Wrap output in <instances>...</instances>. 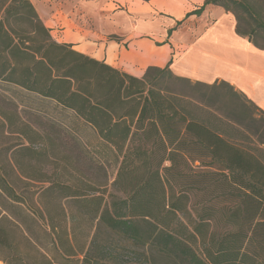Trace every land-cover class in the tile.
Instances as JSON below:
<instances>
[{"label":"trees","instance_id":"1","mask_svg":"<svg viewBox=\"0 0 264 264\" xmlns=\"http://www.w3.org/2000/svg\"><path fill=\"white\" fill-rule=\"evenodd\" d=\"M209 5L233 11L237 34L264 48V20L249 0H206L185 19ZM246 16L251 22L243 29ZM171 64L134 77L56 42L31 0H0V82L72 111L120 161L114 187L122 197L106 196L107 188L84 175L51 182L40 194V217L57 234L65 264L77 253L84 255L79 264L101 263L92 255L96 235L87 250L76 249L80 218L134 246L153 247L172 264H264V150L231 137L224 126L238 119L216 104L228 99L226 108L253 122L254 113L226 81L193 83L173 74ZM199 89L215 94L198 96ZM8 187L0 177V189L8 194ZM41 264L53 263L44 256Z\"/></svg>","mask_w":264,"mask_h":264},{"label":"rangeland","instance_id":"2","mask_svg":"<svg viewBox=\"0 0 264 264\" xmlns=\"http://www.w3.org/2000/svg\"><path fill=\"white\" fill-rule=\"evenodd\" d=\"M81 1L83 0H31L45 25L51 24L50 20L56 18L58 11H66L67 8L70 10L72 7L74 9L76 5H82ZM249 1L264 20V0ZM230 6L233 7L232 4ZM111 9V16L116 17L121 29H124L121 17L135 24L143 19L138 12L134 11L130 2L124 4L114 1ZM74 13V16L78 15L75 10ZM227 13L232 15L237 28L238 21L233 11ZM82 15L77 18L83 23L93 24V19ZM199 18L196 16L183 18L179 25L174 24L170 37L173 38L175 33L181 32L190 34L192 40L196 39L202 29L213 24V21L209 20L204 25L199 22ZM155 19L164 20L165 17L156 14L155 18L146 20L152 22L151 20ZM249 22L251 20L246 16L242 28L246 29ZM162 26L169 33L171 29ZM59 31H61L60 28ZM118 38L112 37L116 40ZM258 41L262 40L258 39ZM162 43L158 42V44ZM152 56L155 58L156 54L152 53ZM192 82L196 81L192 80ZM234 89L252 109L255 122L237 114L236 111L235 113L229 107L226 108L230 101L222 99L217 102V107H220L225 115H234L238 119L237 123H227L224 129L238 141L250 142L251 146L264 150V146L260 143L264 140V111L235 87ZM224 93L225 91L220 90L216 94ZM204 94L215 93L206 89H199L196 93L198 96ZM43 103L44 100L37 95L0 82L2 115H0V177H4L9 182L8 194H11L9 196L0 189V264H19L22 261L41 264L44 262V256L53 264H65L57 234H54L49 222L40 217V209L43 212V207L46 206L39 201V196L51 182H74L84 175L83 177L90 185L101 187V189L107 188L106 196L122 197L114 187L120 161L115 153L99 145L100 139L96 130L84 125L72 111L64 110L54 103ZM21 150L29 152L28 154L32 157L41 156V158L33 159L26 155L21 157L23 154L18 152ZM262 155L264 156V151ZM89 157L94 160V166L90 165ZM18 160L21 166L24 165L23 167L17 165ZM95 162L99 163L100 170L95 169L97 165ZM16 197H20L21 202L15 201ZM62 204L63 207L66 205L65 208H68L67 203ZM49 206L55 207L56 201L51 199ZM191 213L189 217L192 218L194 213ZM58 224V221L54 222V226L58 227ZM95 225L86 218L78 220V230L76 229L75 233L76 249L78 252L87 250L96 235L92 255L96 260L101 261L99 264H172L171 261L160 256L153 247L134 246L105 229H96ZM102 255L103 258H101ZM82 257L84 255L77 253L72 263L79 264L78 260Z\"/></svg>","mask_w":264,"mask_h":264},{"label":"crops","instance_id":"3","mask_svg":"<svg viewBox=\"0 0 264 264\" xmlns=\"http://www.w3.org/2000/svg\"><path fill=\"white\" fill-rule=\"evenodd\" d=\"M114 1L130 2L143 19L135 24L121 17L124 23L121 29L116 17L111 16ZM205 1L83 0L82 5L74 9L58 11L56 18L50 20L51 24L44 25L56 42L72 45L73 50L134 77L142 78L149 67L165 68L172 62L170 70L176 76L206 84L226 81L264 111V48L250 42L249 37L237 34L231 14L221 7L207 6L203 14L196 17H200L199 22L204 25L209 20L213 24L202 29L194 40L190 34L181 32L172 38L163 28L162 25L172 30L174 24L203 6ZM81 14L93 19V24L77 18ZM156 14L165 19L146 20L155 18ZM113 36L120 39H112ZM159 41L163 43L158 44ZM152 53L156 54L155 58ZM41 99L43 104L57 105L49 99Z\"/></svg>","mask_w":264,"mask_h":264}]
</instances>
